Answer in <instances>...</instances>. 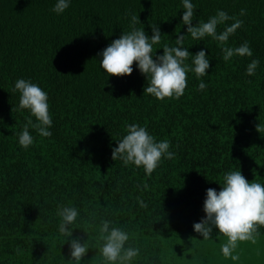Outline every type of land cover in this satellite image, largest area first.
I'll list each match as a JSON object with an SVG mask.
<instances>
[{
    "label": "trees",
    "instance_id": "obj_1",
    "mask_svg": "<svg viewBox=\"0 0 264 264\" xmlns=\"http://www.w3.org/2000/svg\"><path fill=\"white\" fill-rule=\"evenodd\" d=\"M191 2L193 25L218 10L243 20L226 46L247 41L253 56L225 62L217 41L193 40L182 23V0H69L62 14L52 11L57 0H0V264H76V238L89 247L79 264H106L101 219L129 234L125 247L139 248L130 264H215L207 259L226 238L213 228L203 240L193 227L206 218L207 189L219 192L223 175L237 170L264 185V0ZM133 14L149 37L151 25L159 27L155 56L164 44L177 46L178 35L193 56L206 52L205 90L189 72L184 95L160 101L144 94L147 77L135 64L130 76L105 73L100 53L132 30ZM252 59L259 65L249 76ZM18 79L48 94L52 117L50 137L29 128L33 144L26 150L18 137L31 113L19 108ZM129 124L168 140L175 157L162 159L151 176L114 161ZM62 206L79 212L67 240L59 232ZM258 231L255 245L240 243L238 264H264V227Z\"/></svg>",
    "mask_w": 264,
    "mask_h": 264
},
{
    "label": "clouds",
    "instance_id": "obj_2",
    "mask_svg": "<svg viewBox=\"0 0 264 264\" xmlns=\"http://www.w3.org/2000/svg\"><path fill=\"white\" fill-rule=\"evenodd\" d=\"M182 23L187 26V34L193 40H203L211 37L221 46L223 60L230 61L233 57H252L253 52L249 43L245 41L238 47L226 46L229 38L237 29L243 26V20L236 16H229L225 11L218 10L207 22L199 21L193 25L195 5L191 0H182ZM69 0H57L53 12L62 14L69 7ZM246 14L244 9L239 15ZM232 20L233 23L227 25ZM140 23L139 17L131 16V31L122 33L107 46L100 55L101 68L108 76H130L135 64L140 72L147 77V86L144 94L164 101L167 99H180L187 87V74L193 72L200 83L198 90L206 89V83L201 80L208 75L210 67L208 56L200 50L194 56L183 47L185 35H178L175 40L177 46L163 45V54L155 56L154 45L161 42V32L157 25H151L152 35L149 37L144 29L136 28ZM220 25H225L223 31L217 32ZM155 56V59L153 58ZM192 58V65L185 62ZM259 65L258 59H252L247 66V75H255ZM20 92L19 108L29 110L31 115L19 134L18 142L26 150L33 144V137L29 128L35 129L42 137L52 135V117L49 113L48 94L37 84L30 80L18 79L13 91ZM32 117H35V123ZM127 134L118 142V147L112 150V159L121 160L125 166L133 164L143 167L145 173L151 176L158 168L162 159H173L175 153L170 151V142L162 140L157 142L145 127L138 124L126 126ZM259 131V125L257 126ZM221 185V184H220ZM147 188V185H144ZM139 200V198H137ZM141 207L147 205L140 201ZM206 218L193 225L194 231L202 235L203 240L211 239L213 228L226 238L221 245L224 258L236 262L240 260L237 252L241 242H250L255 245L259 236L258 229L264 227V185L259 182H249L240 170L229 171L223 175L222 188L219 192L209 188L204 202ZM57 215L61 218L59 232L65 240L72 237L74 222L79 215L75 207H58ZM112 222L101 219L98 240L102 241L99 249L106 264H130L140 254L139 248L125 247L129 241V234L119 227H112ZM70 260L76 264L83 259L89 249L86 242L83 244L79 238L72 239L70 243ZM19 252V249L17 250Z\"/></svg>",
    "mask_w": 264,
    "mask_h": 264
},
{
    "label": "rangeland",
    "instance_id": "obj_3",
    "mask_svg": "<svg viewBox=\"0 0 264 264\" xmlns=\"http://www.w3.org/2000/svg\"><path fill=\"white\" fill-rule=\"evenodd\" d=\"M214 255V254H213ZM241 261V258L239 261H232L231 259H226L224 258V256L222 255V252H218L217 255H215L213 258L208 257L207 259V263H212L215 262V264H238ZM242 264V263H240Z\"/></svg>",
    "mask_w": 264,
    "mask_h": 264
}]
</instances>
